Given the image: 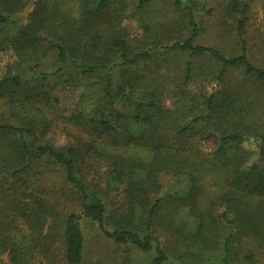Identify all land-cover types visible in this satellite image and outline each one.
<instances>
[{"label": "trees", "instance_id": "obj_1", "mask_svg": "<svg viewBox=\"0 0 264 264\" xmlns=\"http://www.w3.org/2000/svg\"><path fill=\"white\" fill-rule=\"evenodd\" d=\"M109 2L98 0V5L86 15L85 27L104 25L108 30L106 37L99 33L91 37L88 52L83 31L77 32L75 38L69 34L71 30L64 33L41 30L44 7L38 6L30 13L29 22L23 25L21 11L27 0H0V50L13 43L17 45L18 58L23 61L20 72L0 78V100L9 96L12 104L9 112L0 113V173L6 177L7 187L3 191L11 195L6 207L0 209V254L7 250L12 263L28 264L35 260L38 242L45 240L48 244L42 249L43 261L47 258L51 261L49 264H84L81 220L87 218L96 221L102 233L116 243L145 253L154 251L152 264H175L156 234L159 211L164 205L173 204L174 215L188 212L196 219L191 235L194 241L187 246L188 257L196 260L202 250L209 252L220 247L216 238L209 237L217 224L214 211L219 207L224 210L220 217L231 227L223 240L225 261L233 242L244 244L246 238L249 249L244 259L246 264H254L255 247L264 246V123H248L245 119L248 110L238 109V95L225 86L226 74L233 68H241L246 76L264 80V67L255 65L249 57L246 38L249 4L237 0L229 4L236 20L238 47L236 54L229 56L216 47L197 43L202 27L196 20L194 5L189 0L174 1L186 11L190 34L166 47L167 51L189 55L181 84L183 96L176 101V110H170L158 93H141L145 81L130 72L140 62L153 58V52L159 50L163 41L157 39L153 48L146 45L136 51L121 34L113 36L110 33L113 21L107 20L105 11ZM149 2L140 0L138 7L143 8ZM55 21L54 25L60 20L55 18ZM44 45L55 49V72L45 71L39 62L34 63L38 59L34 54ZM202 56H209L221 67L211 87L207 78L205 84L193 90L190 85L195 73L194 60ZM56 76L61 78L60 82L53 83L51 78ZM87 77H94L93 85L100 84L98 97L82 107L83 117L76 114L75 117L81 120L82 128L98 134L85 153L93 149L98 164H102L101 152L106 153L108 184L116 190L122 188L129 204V214L122 215L118 220L121 224L115 229L107 226L108 196L98 186H90L79 170L81 149L73 145L57 148L50 141L37 142V133L45 135L50 127L41 109L43 104L53 105V101H58L52 89L58 84L76 86ZM110 100L126 108V118L119 108L109 113L104 105ZM32 109L34 119L29 115ZM205 131L216 133V144L210 150L201 149L192 137ZM121 135L126 138L123 143ZM106 136L112 138L110 147L98 140ZM123 145L148 151L150 160L117 151ZM47 162L64 170L66 183L80 200V212H69L44 196L39 199L35 196L29 177L41 171L38 169ZM161 173L185 179L189 191L178 190L150 202L148 190L156 188ZM207 177L221 180L226 189L202 209L197 198ZM20 238L31 239L35 245L28 248ZM0 264H3L1 260Z\"/></svg>", "mask_w": 264, "mask_h": 264}, {"label": "rangeland", "instance_id": "obj_2", "mask_svg": "<svg viewBox=\"0 0 264 264\" xmlns=\"http://www.w3.org/2000/svg\"><path fill=\"white\" fill-rule=\"evenodd\" d=\"M174 1L150 0L146 6L139 8L140 0H110L105 10L106 17H108L107 20L113 21L110 33L113 36L121 34L128 41L130 47L136 51L144 49L146 45L149 48H153L157 39L163 41L159 50L153 52V58L140 62L130 72L134 76L142 77L145 81V86L140 90L141 93L144 94L151 91L158 93L164 106L170 110H176L178 105L176 101H179L183 96L181 94V84L189 55L185 52L167 51L166 47L177 40L186 39L190 34V28L187 26L186 11L175 4ZM233 1L189 0L194 5L196 20L202 27V34L197 39V43L216 47L229 56L236 54L238 51L235 31L236 20L232 17L229 9V4ZM237 1L249 4L246 25L249 57L255 65L264 67V0ZM97 5L98 0H27V5L21 11V17L23 25H25L29 22L30 13L32 14L38 6L40 8L44 7L45 12L42 14V16H45L42 20L44 28L41 29L43 32L58 30L64 33L71 30L69 34L75 37L77 32L83 31L84 41L88 43L86 51L90 52L91 37L97 33L104 35V37L108 34V30L105 29L104 25L93 28L83 25L86 21V15ZM55 18L60 21L54 25L56 22ZM43 34L45 35V33ZM51 36L54 37L55 35L52 34ZM5 47L4 50H0V78L7 74L20 72L19 70L23 63L22 59L18 58L17 45L12 43ZM34 56L38 58L35 59L34 63L39 62L41 69L48 72L57 70L54 48L44 45ZM220 67L221 65L209 56L197 57L194 60L195 73L190 88L197 90L202 84L206 83L205 80L207 78L210 79L208 87H211V83L214 82ZM60 79L59 76L51 78L53 83L60 82ZM93 83L94 77H87L82 79L76 86L58 84L55 88H51L54 96L58 97V101H53V105L50 103L48 105L43 104L44 107L41 109L44 112V116L50 121V127L45 135L42 134L43 132L37 133V142L50 141L57 148L73 145L81 149L79 170L87 182L90 183V186H98V190H103L102 194L108 196V198L106 197V203L109 208L110 218L107 219V226L109 229H115L121 224L118 220L129 211L127 209L129 204L126 203V198L122 194V188L116 190L114 186L111 187L108 184L109 174L105 164L107 159L104 157L106 153L104 152L105 154H103L101 152L100 154L102 156V164H98L96 159L98 157L96 152H93V149L90 148L88 150L89 154L85 153L90 142L93 139L95 140L98 134L94 133L93 130H87L86 127L82 128L81 120L75 117V114L81 117L82 107L98 97L100 84L97 83L96 86ZM225 86L238 95V109L246 108L248 110L245 112V119L248 123H264V80L246 76L241 68H233L228 70L226 74ZM104 106L110 111L113 108H119L126 118V108L122 105L113 104L110 100ZM11 107L9 96L0 100V113L9 112ZM33 110L30 111L29 115L31 114L34 119L36 117H33ZM109 113H112V111ZM36 121L39 122L37 119ZM39 124L42 123L39 122ZM43 129L44 127H42V131ZM192 137L203 150H210L217 141L216 133L211 131L195 133ZM111 139L110 136H106L98 140L110 147V144H112ZM125 140V136L121 135L120 141L123 143ZM128 148L123 145L117 151L142 158L145 161H149L151 158L148 151ZM38 170L41 171L29 177L31 187L38 199L40 196H44L49 202H56L60 204V208H66L69 212L81 211L80 200L77 199L72 188L66 183L64 170L60 166L47 162ZM4 182H6V177L0 173V209L6 207L9 197H11L9 193L3 191L7 187ZM156 182V188L148 190L149 194L147 193L150 198L148 199L152 203L156 198L163 195L177 193L178 190L186 193L190 189L185 179L169 173H161ZM146 188H148V185ZM225 189L226 187L221 180L207 177L199 188L198 205L202 209L206 208L211 198L222 194ZM41 190L46 193H41ZM172 207L173 204L164 205L159 211L156 229V234L160 237L171 262L175 264H246L244 259L245 252L249 249L246 238H244V244L237 245V242H233L231 252L225 261L226 254L223 249V240L231 232V227L224 218L220 217L224 210L219 207L214 211L217 224L214 225L213 232L208 233L209 237L212 236L220 242V247L217 246L214 251H200L201 253L196 260L188 257L186 255L187 246L191 241H194L191 235L192 228H195L193 222L196 219L189 215L188 212L174 215ZM230 216L229 214L228 217L231 218ZM47 226H50V223ZM81 227L84 235V264H152L155 256L154 251L145 253L130 245L116 243L107 238L100 230L98 223L91 219L83 218ZM21 241L28 248L34 244L31 239ZM46 244L48 243L45 240L38 242L35 260H31L28 264L51 263L47 258L43 261V256L41 255L42 249L47 246ZM54 247L57 249V245ZM255 248L257 250H255L256 258L254 264H264V246ZM191 250L194 251L195 248L191 247ZM3 252L0 254L1 262L3 264H14L10 260L9 252L7 250ZM192 260L195 262L191 263ZM62 263L59 262V264Z\"/></svg>", "mask_w": 264, "mask_h": 264}]
</instances>
